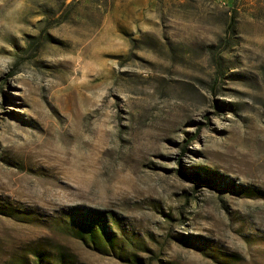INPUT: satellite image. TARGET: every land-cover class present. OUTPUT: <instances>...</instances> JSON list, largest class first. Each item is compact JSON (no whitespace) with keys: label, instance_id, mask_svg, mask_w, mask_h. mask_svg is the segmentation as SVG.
<instances>
[{"label":"rangeland","instance_id":"374dc122","mask_svg":"<svg viewBox=\"0 0 264 264\" xmlns=\"http://www.w3.org/2000/svg\"><path fill=\"white\" fill-rule=\"evenodd\" d=\"M56 246L264 264V0H0V264Z\"/></svg>","mask_w":264,"mask_h":264},{"label":"trees","instance_id":"16d2710c","mask_svg":"<svg viewBox=\"0 0 264 264\" xmlns=\"http://www.w3.org/2000/svg\"><path fill=\"white\" fill-rule=\"evenodd\" d=\"M69 234L99 252H109L116 246L115 235L108 229L106 219L102 215L84 219L77 227H71ZM54 249V255L51 257H46L40 252L34 253L32 264H82L65 247L56 246Z\"/></svg>","mask_w":264,"mask_h":264}]
</instances>
